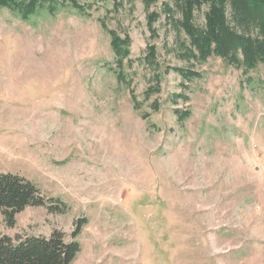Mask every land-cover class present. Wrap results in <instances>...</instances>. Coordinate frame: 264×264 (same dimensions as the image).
Listing matches in <instances>:
<instances>
[{"label":"rangeland","instance_id":"obj_1","mask_svg":"<svg viewBox=\"0 0 264 264\" xmlns=\"http://www.w3.org/2000/svg\"><path fill=\"white\" fill-rule=\"evenodd\" d=\"M79 4L0 9V172L67 207L0 213V235L85 219L72 264H264V63L198 64L173 0Z\"/></svg>","mask_w":264,"mask_h":264},{"label":"trees","instance_id":"obj_2","mask_svg":"<svg viewBox=\"0 0 264 264\" xmlns=\"http://www.w3.org/2000/svg\"><path fill=\"white\" fill-rule=\"evenodd\" d=\"M81 0H0L7 9L28 22L40 13L55 15L68 6L80 16L88 17L91 5ZM180 18L177 24L188 37L189 55L198 64L219 57L230 65L254 69L264 63V0H173ZM207 6L204 24L194 23V12ZM229 10L228 17L226 10ZM169 17V16H168ZM113 54L121 62L128 54L126 42L111 35ZM187 55V53H186ZM29 207H44L50 214H64L65 204L46 198L28 180L0 172V213L7 228L15 225V216ZM85 219H78L66 242L60 231L49 237H15L0 235V264H72L80 252L78 237Z\"/></svg>","mask_w":264,"mask_h":264}]
</instances>
